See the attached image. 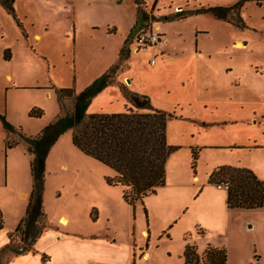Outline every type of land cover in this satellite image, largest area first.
<instances>
[{"label": "rangeland", "instance_id": "374dc122", "mask_svg": "<svg viewBox=\"0 0 264 264\" xmlns=\"http://www.w3.org/2000/svg\"><path fill=\"white\" fill-rule=\"evenodd\" d=\"M238 1L141 0L137 7L134 0H0V116L12 126L36 136L59 113L55 88L79 93L116 64L113 83L92 99L90 114L127 111V91L145 95L153 107L173 114L166 131L176 150L166 162L165 184L143 205L129 206L122 199L123 188L108 187L105 178L111 176V169L76 149L70 131L51 148L45 166L46 213L51 218L66 215L68 222L60 224L75 233L101 236L109 229L121 252L125 256L131 252L128 261L124 255L117 257L119 264H185L188 245L198 256L207 247L222 248L226 264H264V205L228 209L226 190L208 181L219 167L248 169L264 181V90L238 94L236 107L230 108V102L221 105L222 116L235 112L236 123L218 122L220 109L216 118L208 116L204 122L189 116L200 114L197 101L230 97L213 87V68L215 61H227L223 54L228 50H242L235 48V37L248 46L241 59L259 64L264 71V7L254 2L242 5V30L210 15L177 19L180 11L231 7ZM139 13L145 14L143 22L126 41V59L118 61L126 33ZM158 25L159 44L166 36L168 45L135 44L138 34L154 32ZM195 51L200 54L198 62L185 68L180 58L190 60ZM207 53L219 55L208 62ZM259 65H252V71L262 73ZM71 105L66 102L65 112L71 111ZM240 107L246 113H240ZM33 109H40L42 116L29 117ZM7 139L19 138L6 133L0 119V231L4 217L22 209L19 194L30 187L29 160L22 146L12 148L6 171L4 159L11 150L5 148ZM220 180L230 182L227 176ZM52 228L48 222L47 229ZM14 245H23L19 235ZM144 253L148 258H143ZM12 259L6 251L0 264Z\"/></svg>", "mask_w": 264, "mask_h": 264}, {"label": "trees", "instance_id": "16d2710c", "mask_svg": "<svg viewBox=\"0 0 264 264\" xmlns=\"http://www.w3.org/2000/svg\"><path fill=\"white\" fill-rule=\"evenodd\" d=\"M260 5L264 0H239L231 7H208L178 12V20L194 15H210L214 19L243 28L239 11L245 2ZM139 7L141 0H134ZM144 13H139L134 25L119 51L118 61L126 59L123 50L126 41L133 35ZM118 64L95 79L79 93L73 88H55L54 94L59 108L58 115L36 136L26 135L21 127H14L4 117L0 119L6 133L17 135L18 140L7 139L6 149L23 144L30 156L31 191L24 216L15 230L8 235V242L0 248V256L10 251L13 257L34 252V245L48 228L43 206L45 185V162L50 149L66 132H71V143L83 155L110 168L114 176L105 178L108 186L122 187V199L129 206L154 195L165 184L166 162L176 148L166 141V125L173 114L155 109L145 95L127 91L124 97L130 107L123 113H88L92 99L105 87L113 83ZM71 102V111L65 112L66 102ZM40 109H33L29 117L40 118ZM196 153L192 154V166ZM227 176L230 182L226 190L228 209H260L264 205V181L259 180L248 169L219 167L209 176V183L220 184V178ZM221 181V182H220ZM2 226L0 214V228ZM20 236L23 244L14 245V237ZM185 264H226V251L222 248L207 247L201 256L193 246H186L183 254Z\"/></svg>", "mask_w": 264, "mask_h": 264}, {"label": "crops", "instance_id": "0c3cea01", "mask_svg": "<svg viewBox=\"0 0 264 264\" xmlns=\"http://www.w3.org/2000/svg\"><path fill=\"white\" fill-rule=\"evenodd\" d=\"M253 2V1H249ZM246 3V2H245ZM255 3V2H254ZM261 5L264 7V2L261 3L260 5H257L255 3V6L261 7ZM240 16V15H239ZM194 17V16H192ZM189 18V17H188ZM241 18V17H240ZM187 19V18H186ZM214 19V18H213ZM217 20V19H215ZM242 20V18H241ZM221 21V20H217ZM223 23H227L224 21H221ZM243 22V20H242ZM135 23V20H134ZM133 23V25H134ZM244 24V22H243ZM255 24L254 22L252 25ZM130 26L129 30L126 33V38L130 32V29L132 26ZM232 25V24H231ZM262 25V24H261ZM234 26L236 29L242 30L243 28H239ZM255 28H258L256 25H253ZM161 27L158 25L156 26L155 30L161 31ZM199 35V34H198ZM195 35V36H198ZM235 42H240L237 37H235ZM234 42V43H235ZM246 42V41H243ZM234 44V46L236 45ZM248 45V42H246ZM166 46L168 45V38L165 36V41L164 44H159V46ZM195 45H197V40H195ZM244 45V49L242 50H228L227 54L224 53L223 55L227 57L226 62H219L215 61L214 62V68H213V76H214V86L217 89L227 91L228 92V98H216L218 101H197L198 107L201 110L200 114H195L193 113L192 116L194 118H198L200 122H204L207 120L208 116L215 117L216 113L220 109L219 112V117L218 119L220 123H236L237 121L235 120V112L234 113H229L225 112L222 116L221 110H222V104H227L231 103L230 108H233V106L237 105L234 104V101L237 99L238 94L243 93L245 90L248 89V91H262L264 90V71L263 67L260 66L257 63H250L248 64L244 60H242L241 55H245L248 53V46L246 44L242 43ZM198 53V54H197ZM219 54H210L207 53L205 56L207 57V61H211V58L216 57ZM243 55V56H244ZM190 60L186 58H180L183 60L181 62L183 65H187V68L189 65H192L195 60L199 59L200 54L199 51H195V55H191ZM204 56V57H205ZM195 58V59H194ZM203 58V57H202ZM186 59V60H184ZM189 62V64H187ZM198 62V60H197ZM259 65V67L262 68V73H256L252 71L251 66L252 65ZM190 69V68H189ZM192 69V67H191ZM192 79L190 78L188 81L190 84L193 82L191 81ZM192 82V83H191ZM231 98V99H230ZM240 98V97H239ZM182 104V103H180ZM187 104V103H183ZM179 105V104H177ZM176 105V106H177ZM201 105L203 107H201ZM174 106V107H176ZM240 106V105H238ZM209 107V109H208ZM236 107V106H235ZM155 109L164 111L162 107H154ZM202 108V109H201ZM240 113H246V111L243 112L242 107H240ZM223 111V110H222ZM88 112V110H87ZM166 112V111H164ZM89 113V112H88ZM168 113V112H167ZM215 115V116H214ZM246 116L248 114H245ZM253 116V115H252ZM216 118V117H215ZM210 121V119H208ZM252 120V117L251 119ZM217 122V121H216ZM216 122H210V123H216ZM168 123V122H167ZM167 128V125H166ZM71 133V132H70ZM64 135V134H63ZM62 135V136H63ZM166 141H167V131H166ZM167 144L169 145L168 141ZM17 146H22L23 150L25 152V147L23 144H19ZM170 146V145H169ZM51 151V149H50ZM47 156L45 166L48 161ZM12 149L8 150L6 152V156L4 159V163L6 166V171L9 169L8 161L10 157H12ZM25 155L27 156L29 160V174H30V156H28L25 152ZM64 168L65 165H62ZM5 170V167H4ZM112 174L110 177L114 176V172L111 170ZM193 178H196L194 176ZM6 184H7V172H6ZM31 175H30V187L28 191L21 192L19 194V197L22 202H24V205L22 209H17L16 211H13V215L11 218H6L4 217V229L0 231V248H2L4 245L7 244L8 242V235L12 233L22 217L24 216L27 202H28V197L31 191ZM111 187V186H108ZM122 188V187H121ZM152 196V195H149ZM147 196V197H149ZM145 197L144 199H146ZM227 197V193H226ZM1 205V204H0ZM226 205V203H225ZM44 206V211L45 210V205ZM2 207V205L0 206ZM5 214V213H4ZM48 222L50 225L53 226L52 229H46L40 237L37 239L35 245H34V252L23 254V255H18L16 257H13L11 262L9 264H119L118 258L117 257H122L123 258V253L121 252V249L119 247V244L117 241H115L113 238L112 232H110L109 229H106L101 236L99 234H90V235H84L80 233H75L68 228H63L65 227L64 225L60 224L61 219H65L66 222H68V217L66 215H60L58 217L51 218L48 213H46ZM68 225V224H67ZM66 225V226H67ZM55 228V229H54ZM142 236H146V231L141 230ZM133 252V251H132ZM121 253V254H120ZM134 255V254H133ZM125 256V255H124ZM149 254L144 253L143 258H148ZM131 258V252L128 250L127 251V256H125V260L128 261Z\"/></svg>", "mask_w": 264, "mask_h": 264}, {"label": "built area", "instance_id": "2783aa9c", "mask_svg": "<svg viewBox=\"0 0 264 264\" xmlns=\"http://www.w3.org/2000/svg\"><path fill=\"white\" fill-rule=\"evenodd\" d=\"M160 33L158 31L149 32L147 34H138L135 38V44L143 46V47H149L154 46L156 44L160 43ZM154 61H151L150 64H153ZM217 189H225L227 190L229 187L228 182L220 183L216 185Z\"/></svg>", "mask_w": 264, "mask_h": 264}, {"label": "bare ground", "instance_id": "6f19581e", "mask_svg": "<svg viewBox=\"0 0 264 264\" xmlns=\"http://www.w3.org/2000/svg\"><path fill=\"white\" fill-rule=\"evenodd\" d=\"M156 31H157V30H156ZM235 48H237V49H243V45H242V43L237 42L236 45H235ZM135 53H137V52H135ZM151 65H152V64H151ZM60 223H62V224H66V220H65V219H61V220H60Z\"/></svg>", "mask_w": 264, "mask_h": 264}]
</instances>
